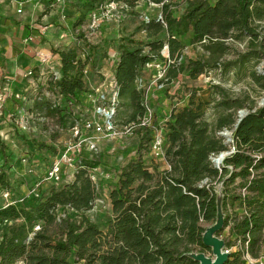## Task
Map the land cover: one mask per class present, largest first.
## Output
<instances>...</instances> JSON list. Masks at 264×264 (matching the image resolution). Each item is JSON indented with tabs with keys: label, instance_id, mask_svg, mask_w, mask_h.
Here are the masks:
<instances>
[{
	"label": "trees",
	"instance_id": "obj_1",
	"mask_svg": "<svg viewBox=\"0 0 264 264\" xmlns=\"http://www.w3.org/2000/svg\"><path fill=\"white\" fill-rule=\"evenodd\" d=\"M120 1L133 7L140 0H74L75 26L80 28L101 7ZM143 1L162 5L163 14L161 19L150 18L137 26L136 31L145 32L148 41H123L118 49L114 71L118 102L113 120L117 127L134 126L133 133L138 132L140 141L136 156L120 168L109 191L112 218L101 227L88 216L102 180L96 182L90 175V169L100 160L86 156L72 182L53 185L37 198L29 196L36 200L29 208L18 207L16 201L0 206V222L23 220L13 224L0 241V264H201L194 258V250L204 253L211 249L204 243V223L216 222L220 212L225 216V226L233 222L230 234L235 232L243 244L239 252L229 253L224 264H246V251L253 257L260 256L264 245V106L252 108L239 124L231 144L235 150L218 168L211 158L229 150L230 145L225 137L209 130L203 120L204 102L191 95L188 104L173 111L166 122L168 166L153 171L144 160L151 152L153 134L152 128L141 126L147 107L145 87L141 88L139 82L152 73L148 64L168 60L162 53L165 44L169 46V59L174 61L171 64L177 63L184 48L180 36L190 29L196 41L210 38L213 45L209 49L217 47L223 52L228 47L222 40L232 32L262 38L255 21L264 16V0H191L181 17L173 14L169 0ZM142 45L149 47L147 52ZM57 53L62 66L60 77L52 75L46 86L53 94L61 95L63 104L52 103L42 94L35 106L49 115H59V122H70V128L87 117L72 105L88 92V66L97 67L109 56V49L79 33L75 43ZM169 68L162 81L164 87L157 91L182 70L176 65ZM191 68L195 74L204 72L202 63H193ZM252 76L264 88V73L255 71ZM238 102L222 104L239 108ZM122 106L130 113L120 123ZM235 114L220 118L218 129H233ZM217 184L222 186L220 201ZM0 186L9 187L5 172L0 173ZM237 203L244 213L235 220L230 209ZM60 208L64 209L63 216ZM39 222L40 230L34 231ZM226 245L231 247V241Z\"/></svg>",
	"mask_w": 264,
	"mask_h": 264
},
{
	"label": "rangeland",
	"instance_id": "obj_2",
	"mask_svg": "<svg viewBox=\"0 0 264 264\" xmlns=\"http://www.w3.org/2000/svg\"><path fill=\"white\" fill-rule=\"evenodd\" d=\"M39 1L48 2L47 6L43 4L44 7L41 10L44 11L43 13L47 10L46 7L51 8V4H54V9H59L60 14L55 13V18L49 22L43 20L40 15L42 12L37 14L35 20V23L42 27L44 33L55 34V36H50L52 39L50 42L48 41L49 45H46L53 54L57 50L65 49L75 43L79 33H85L91 43H101L103 47L109 49V56L105 57L97 67L88 66V77H86L88 92L81 94L79 102L72 105L76 112H80L84 117L90 116L94 111V103L90 100L89 95L94 98L105 96L109 99L113 90L116 89L114 71L119 60L118 49L121 43L128 40H133L137 44L148 41L145 32L136 31L137 26L150 18L161 19L162 5L140 0L131 7L125 2H116L113 18L104 19L97 27H94L90 21L79 28L75 26L74 0ZM190 1L169 0L170 9L176 17H181L190 6ZM101 8L97 12H100ZM63 14L67 16V20ZM255 25L262 38L252 39L249 35L244 36L238 32H232L229 38L222 40L228 47L225 52L217 51V47L209 49L208 46L213 45L210 38L196 41L194 32L191 29L187 31L180 36L184 46L182 57L177 59L176 64H171L174 62L171 58L166 62L168 65L166 71H169V67L173 65L181 67L182 70L169 82L166 80V86L161 91H157V82L154 78L157 70L147 66L148 71H152V73H148L145 80L139 82V85L141 88L144 84L146 87L151 86L148 98L144 94V102L147 100L148 104L153 107L157 126L165 127L171 113L188 104L187 100L193 94L197 101L204 102L203 120L207 122L209 130L218 136H220L219 132H224L226 129L231 130L229 127L223 129L217 127L218 120L224 115L235 112L238 117V112L242 108L250 111L252 108L255 110L264 106V88L252 76L255 71H264V16L257 19ZM41 27L38 28L41 29ZM48 34L44 36L45 40L49 39L46 38ZM137 44L130 46L133 47ZM143 47L147 52L149 47L147 45ZM110 51L112 52L110 53ZM50 59L48 65L52 76L59 69L54 57L52 56ZM197 62L202 63L204 72L192 73L195 70L191 68V65ZM21 63L23 64L22 59ZM15 64L17 63L15 62ZM19 69L22 71H13V73L0 71V173L5 172V177L9 182L8 188L0 186V206H6L10 199V201H16L20 208H29L36 203V200L29 198L32 195L29 193L38 182L44 180L52 160L62 150L72 132L68 127L70 122L66 124L59 122V115H49L46 110H39L35 106V102L41 99L42 94L46 95L47 100L52 103L58 101L63 104L61 95L53 94L47 89L46 85L51 76L46 81L39 80L40 74L36 69L23 70L22 66ZM56 76L60 77V74H56ZM234 100L239 101L238 104L241 107L228 108V105L222 104L225 101L231 103ZM129 113L130 109L126 106L120 107L119 122L126 121ZM118 129L122 130L120 125H118ZM138 135V132L135 131V133L122 138L107 139L102 135L93 134L97 148L89 151L90 157L93 160H100L99 165L102 166L100 168L108 171L110 175L108 178L103 177L102 181L98 183L96 204L88 212L90 219L101 227H106L112 218L109 191L121 166L136 156L138 147L136 144L140 141ZM100 140H102L101 144L98 143ZM101 146H103V150ZM144 160L150 170L165 168L166 161L157 159L151 153L145 155ZM79 161L80 159L76 161L75 166L67 165L71 169L68 172L69 177L60 184L72 182L75 179L80 165ZM228 168L229 172L232 171L231 166ZM60 184L44 181L37 189L40 194L44 195L53 185ZM216 186L219 197H222V186L220 184ZM241 190L243 193L246 192L245 189ZM7 193H10L9 196H6ZM238 204L230 209L231 217L235 220L244 213L243 207ZM59 213L63 216L64 209L60 208ZM224 218V214L220 213L216 222L204 223L206 236L218 238L224 243L225 248H227L226 243L231 241L232 246L227 249H230V252H239L243 247L242 241L235 232L230 234L233 222L231 225L225 226ZM22 221V219L11 218L0 222V241L5 234L9 233L13 224ZM39 224L41 223L39 222L34 227ZM31 236L33 233L30 234ZM245 247L248 250V243L245 244ZM212 249L211 247L204 253L209 257H214ZM201 253L198 248L194 250L195 255ZM262 255H264V245L259 257H253L246 251L243 254V259L246 264H252L254 261L261 260Z\"/></svg>",
	"mask_w": 264,
	"mask_h": 264
},
{
	"label": "built area",
	"instance_id": "obj_3",
	"mask_svg": "<svg viewBox=\"0 0 264 264\" xmlns=\"http://www.w3.org/2000/svg\"><path fill=\"white\" fill-rule=\"evenodd\" d=\"M116 10L115 2H110L101 8L100 12H94L91 15V21L94 27H97L101 24L104 19L113 18L114 12ZM21 12V10H19ZM167 52V54H166ZM163 55L166 58H169V46L165 45V48L162 51ZM170 59L161 63H150L148 66L150 68H154L155 71L154 78L157 82V88L162 89L164 87V83L162 82L166 77V69L167 64L166 62ZM142 82V81H140ZM116 85V84H115ZM116 87V86H115ZM145 94L148 98V95L151 91V86L146 87L145 84ZM152 93V92H151ZM93 96L89 95L90 100L94 103V111L90 116H87L81 121H77L74 125L70 127L71 137L67 139L65 145L63 146L62 150L58 152V154L53 159L44 180L42 179V183L44 181H50L55 184H60L63 182V168L64 166H75L76 161L79 160V157L82 156L83 151L88 149V151H92L97 148V143L93 139L94 135H102L107 139H118L122 138L125 135H129L133 133L134 126H125L122 130H119L117 125L115 124L113 118L116 113V104H117V97L118 91L117 89L113 90V94L108 97L99 96L98 98L92 99ZM149 102L146 100L145 105L147 107V111L145 114L144 119L141 121V126L152 128L153 138L150 144V153L156 157L157 159L165 160L166 155V147H165V127L164 126H157L155 124L154 119V110L148 104ZM80 163V161H79ZM100 165L93 167L90 169V175L92 179L96 182L103 179V177H109V172L101 169ZM41 182H38L32 191L29 194H32L35 197H39L40 193L38 191V187L42 185ZM10 193H7L6 196H9ZM11 198V197H10ZM15 203L14 201H10L7 205ZM40 226L34 227V231L39 230ZM226 253H230V249L224 248ZM252 264H264V255H262L261 260H257Z\"/></svg>",
	"mask_w": 264,
	"mask_h": 264
},
{
	"label": "crops",
	"instance_id": "obj_4",
	"mask_svg": "<svg viewBox=\"0 0 264 264\" xmlns=\"http://www.w3.org/2000/svg\"><path fill=\"white\" fill-rule=\"evenodd\" d=\"M43 4L47 6L48 2L39 0H0V71H10L12 73L13 71H22L19 69L21 66L23 70L36 69L40 74L39 80L46 81L52 73L48 65L52 56L54 61H57V68L61 70V60L58 53L53 54L52 50L46 46L49 45L48 41L50 42L52 39L50 36H55V34L44 33L42 27L35 23L37 14L42 12L40 15L43 20L49 22L55 18V13L60 14L59 9H54V4H51V8L46 7L47 10L43 13L44 11H41L44 7ZM18 10H21V12H18ZM63 17L67 20L65 14H63ZM38 27H41V29ZM46 34H48L46 37L49 38L48 40L44 39ZM59 70L55 71L54 74H60L61 71ZM101 141L98 143L101 144ZM101 149H104L103 146H101ZM83 155L84 157L91 156L88 149H86L79 158L80 161L84 158ZM164 166L167 167L168 164L165 163ZM70 170L67 166L63 168V180L69 177L68 172Z\"/></svg>",
	"mask_w": 264,
	"mask_h": 264
},
{
	"label": "water",
	"instance_id": "obj_5",
	"mask_svg": "<svg viewBox=\"0 0 264 264\" xmlns=\"http://www.w3.org/2000/svg\"><path fill=\"white\" fill-rule=\"evenodd\" d=\"M260 73H264V71H261ZM250 113L249 110L247 109H241L238 112V117L236 119V123L234 125V128L231 130H227L224 132H219V135L222 137L226 138V143L230 145V149L221 152L220 154L213 156L211 158L213 164L218 167L221 168L223 162L226 160V158L234 152L235 147L231 145V143L234 141V132L235 130L238 128L239 124L243 121V119L245 118V116H247ZM221 200V197H219V201ZM221 213V212H220ZM219 213V214H220ZM206 232L204 233V243L207 246L212 247L213 249V254L214 257H209L207 256L205 253H201V254H197V255H193L195 259H197L198 261H200L201 264H224L228 258H229V254L226 253L224 251V243L219 240L218 238H213V237H207L206 236Z\"/></svg>",
	"mask_w": 264,
	"mask_h": 264
}]
</instances>
